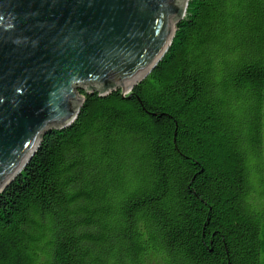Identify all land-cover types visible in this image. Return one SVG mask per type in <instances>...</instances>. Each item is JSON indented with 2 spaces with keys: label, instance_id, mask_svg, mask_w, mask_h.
<instances>
[{
  "label": "trees",
  "instance_id": "trees-1",
  "mask_svg": "<svg viewBox=\"0 0 264 264\" xmlns=\"http://www.w3.org/2000/svg\"><path fill=\"white\" fill-rule=\"evenodd\" d=\"M80 95L0 195V264H264V0H189L126 96Z\"/></svg>",
  "mask_w": 264,
  "mask_h": 264
},
{
  "label": "water",
  "instance_id": "water-1",
  "mask_svg": "<svg viewBox=\"0 0 264 264\" xmlns=\"http://www.w3.org/2000/svg\"><path fill=\"white\" fill-rule=\"evenodd\" d=\"M189 0H0V195L84 97L126 96L162 60Z\"/></svg>",
  "mask_w": 264,
  "mask_h": 264
},
{
  "label": "rangeland",
  "instance_id": "rangeland-1",
  "mask_svg": "<svg viewBox=\"0 0 264 264\" xmlns=\"http://www.w3.org/2000/svg\"><path fill=\"white\" fill-rule=\"evenodd\" d=\"M189 3V2H188Z\"/></svg>",
  "mask_w": 264,
  "mask_h": 264
}]
</instances>
